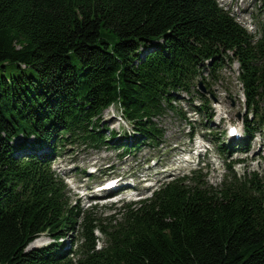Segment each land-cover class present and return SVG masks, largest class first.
<instances>
[{"label": "trees", "instance_id": "1", "mask_svg": "<svg viewBox=\"0 0 264 264\" xmlns=\"http://www.w3.org/2000/svg\"><path fill=\"white\" fill-rule=\"evenodd\" d=\"M226 57L240 63L258 113L264 41L254 45L216 0H0V264H264L257 174L218 188L202 175L176 180L103 218L82 215L52 169L67 135L105 141L112 104L138 134L119 141L127 152L157 142L153 118L190 92L204 60L213 58L215 77ZM80 218L83 244L72 257L59 238ZM96 229L107 242L100 251ZM45 232L55 242L27 249Z\"/></svg>", "mask_w": 264, "mask_h": 264}, {"label": "rangeland", "instance_id": "2", "mask_svg": "<svg viewBox=\"0 0 264 264\" xmlns=\"http://www.w3.org/2000/svg\"><path fill=\"white\" fill-rule=\"evenodd\" d=\"M238 2L241 3L242 12L249 14V21L254 22L255 20L258 29L264 31V0H238ZM109 40L113 41V38ZM237 71V66L229 72L224 70L221 72V80L213 86L216 101L225 109L223 115L215 113V117L211 120L200 114L198 116V110L195 106L204 99H196L197 103H195L192 98H190L192 100L190 101L181 97L175 103L178 109H168L163 117L154 120L165 132L160 140L161 144L158 147H153L148 143L140 151L130 155L124 152L123 149L118 148L117 144L113 145L105 142L99 144L97 148L92 144L67 135L66 139L68 138V140L61 144L54 160L53 165L56 172H58L57 174L62 178H72L85 187L91 188L112 177L117 178L121 175H137L139 173L136 184L138 190H142L143 185L138 186V182L142 177L152 178L153 183L161 178L169 177L175 173L176 161L181 157V154L190 153L195 156L196 152H189L195 149V140H205L213 150L211 157H205V165H207L205 172L208 174L209 184L216 186L224 179L225 175L231 174L227 170V164L230 160L236 158H242L246 162L245 164L235 165L233 171L237 177L243 176L247 170H258L260 176L264 178V150L257 153L259 145L263 146L264 144V131L261 132V130L257 134L251 144V152L247 156L242 152H236L235 148H232L233 152H225L224 154H221L218 149V140L221 137L226 140L224 130L229 119L234 122H241L244 116V105L238 98L241 93L237 83ZM205 95L211 94L207 93ZM208 99L214 101L212 96H209ZM116 110L118 114H108L105 111L102 117L104 136L107 138L110 136L109 130L115 129L118 135L125 136L134 129L131 124L123 119L121 112L117 108ZM239 113H242L241 119L237 117ZM225 114L228 118H224ZM21 140V138H18L16 142H21ZM33 142V139H30L26 144L30 145ZM228 150L231 151V148H228ZM109 166L113 168L111 170L107 169ZM94 169H97L96 173L91 174ZM71 194L74 204L77 202L83 210L88 209L82 201V205L79 203V199L73 191H71ZM108 210L109 205L100 204L95 210V215L104 217L109 214ZM80 230L81 220L76 225V232ZM76 232H68L67 240L73 239L77 235ZM40 238L44 241L40 245H45V238H47L46 244L53 240L49 235Z\"/></svg>", "mask_w": 264, "mask_h": 264}, {"label": "bare ground", "instance_id": "3", "mask_svg": "<svg viewBox=\"0 0 264 264\" xmlns=\"http://www.w3.org/2000/svg\"><path fill=\"white\" fill-rule=\"evenodd\" d=\"M36 240H38V241H36ZM36 240L32 242L33 243L32 245H40V243L44 242L43 240H40V239H36Z\"/></svg>", "mask_w": 264, "mask_h": 264}, {"label": "snow or ice", "instance_id": "4", "mask_svg": "<svg viewBox=\"0 0 264 264\" xmlns=\"http://www.w3.org/2000/svg\"><path fill=\"white\" fill-rule=\"evenodd\" d=\"M233 131H235V130H233Z\"/></svg>", "mask_w": 264, "mask_h": 264}]
</instances>
